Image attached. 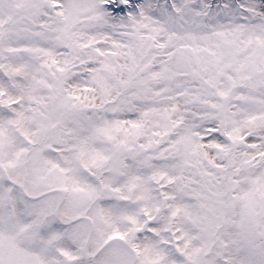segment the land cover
Instances as JSON below:
<instances>
[{
    "label": "snow or ice",
    "instance_id": "6c2138e0",
    "mask_svg": "<svg viewBox=\"0 0 264 264\" xmlns=\"http://www.w3.org/2000/svg\"><path fill=\"white\" fill-rule=\"evenodd\" d=\"M0 264H264V0H0Z\"/></svg>",
    "mask_w": 264,
    "mask_h": 264
}]
</instances>
